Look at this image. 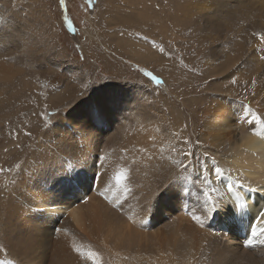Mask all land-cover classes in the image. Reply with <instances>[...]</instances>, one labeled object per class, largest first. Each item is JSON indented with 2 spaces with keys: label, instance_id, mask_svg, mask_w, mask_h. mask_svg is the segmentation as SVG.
<instances>
[{
  "label": "bare ground",
  "instance_id": "1",
  "mask_svg": "<svg viewBox=\"0 0 264 264\" xmlns=\"http://www.w3.org/2000/svg\"><path fill=\"white\" fill-rule=\"evenodd\" d=\"M139 1V7L133 6L137 16L142 19L143 10H149L154 33L166 39L168 49L164 47L167 51L163 59L172 61V65L164 62L165 70L175 78L177 73L182 83L180 91L172 96L176 101L156 99L169 89L162 91L151 84L152 99L147 90L137 85L117 84L100 92L92 89L81 96V87L66 84L64 90L50 92L52 95L41 93L45 83L38 82L32 86L35 91L20 88L25 90L17 100L16 87L0 86V156L6 154L0 159V167L16 163L27 167L33 160L38 162L41 153L34 149L42 146L41 137L50 140L59 136L72 140L70 154L82 165V179L71 187L57 178L48 183L46 191H40L42 182L54 170L53 164L46 165L31 183L26 177L21 180L17 194L22 195L21 190L27 188L37 197L39 211L21 215L15 208L6 220L0 218L7 232V238L0 240L5 245L0 262L15 258L22 264H85L71 250L76 243L99 251L102 264H225L228 252H239L240 264H264V245L259 238L246 248L248 234L230 227L234 213L227 214L225 210L201 228L185 214L188 208L195 210L194 200L185 204L175 185L156 197L158 202L149 215L141 208L158 191V185L169 183L178 174L172 161L184 158L172 151L171 145L193 149L191 133L209 148L208 167L215 159L225 175L243 173L253 186L264 184V133L254 135L258 130L249 129L238 119L245 107L264 115V81L260 79L264 76V61L258 56L254 61L248 57L241 61V56L250 52L249 45L258 44L252 32L264 33V0H162L159 8L148 6L151 0ZM1 50H6L4 45L0 53ZM237 61H241L238 72L232 68ZM233 73L239 80L237 85L230 83ZM0 75L3 76L1 72ZM37 75L33 71L24 73L22 83L29 84ZM252 76L257 77L255 92L250 83ZM5 89H11L10 93ZM186 92L198 97L181 98ZM44 104L59 110L51 132L42 131ZM97 107L103 112L102 125L92 118ZM31 113L37 114L35 121L30 119L34 115L27 117ZM24 119L28 125L17 128ZM25 131L31 135L25 136ZM141 148L146 151L138 152ZM160 148L164 149L162 154ZM97 156L105 157L103 168ZM148 156L153 159L149 161ZM133 159L139 164L129 183L132 191L121 209H113L95 188L114 183L110 177L116 169L126 166L125 160ZM95 171H106L103 183L92 182ZM9 175H0V183ZM211 178L218 186L219 182ZM91 184L93 190L89 193ZM87 194L88 203H79ZM8 195L13 202L11 192ZM249 203L251 208L244 217L248 222L258 208L264 207V196L250 194ZM17 227L39 233L40 239L24 246L12 242V232ZM55 228L67 232L56 234Z\"/></svg>",
  "mask_w": 264,
  "mask_h": 264
},
{
  "label": "snow or ice",
  "instance_id": "2",
  "mask_svg": "<svg viewBox=\"0 0 264 264\" xmlns=\"http://www.w3.org/2000/svg\"><path fill=\"white\" fill-rule=\"evenodd\" d=\"M89 8L94 6L95 0H86ZM59 7L61 9L66 8L65 0H59ZM6 21L0 18V28L6 25ZM62 27H66L69 33L73 36L76 34V29L73 26V22L68 18V16L63 15L62 17ZM252 36L256 38L258 44L253 47L249 45L250 52H245L241 56V61H244V57H248V60L254 61L258 56L260 61H264V33L259 31H253ZM141 39V37H137ZM16 43L19 59L16 63L20 64L25 68H36L38 63L41 61H36L29 59L31 55V49L34 41L30 40L23 32L17 34ZM153 48L156 47L155 44L152 45ZM79 48V45H76ZM163 52V49H161ZM7 59V57H6ZM79 60L84 62L80 69L75 73V77L79 78L81 84L82 92L79 93L81 96H86L89 90L95 87L96 84L100 83L102 77L93 76L96 71L95 68L85 67L87 64L85 56L82 54L79 56ZM241 61H237L236 64L232 65L235 71H240ZM128 67L136 72L141 73L147 80L159 87L163 81L154 75L152 71H147L144 68L134 67L129 64ZM252 67V65H249ZM55 71H60V66H55ZM264 81V76L260 78ZM207 83V81H205ZM232 85H237L239 83L238 78L235 73L230 80ZM252 86V91L255 92L257 86V77L252 76L250 79ZM264 86V84H262ZM58 90V89H57ZM255 98V97H254ZM67 107V104H65ZM244 114L238 119L240 122L249 126V129H256L254 135H260L264 133V115H259L252 111L250 108H244ZM59 116V110L53 111L48 110L45 107V112L41 114V119L43 120L42 131L51 132L55 129L54 118ZM93 120L97 125H102L104 122L102 109L97 107L92 116ZM15 139V133L12 134ZM25 136H30L29 131L24 132ZM72 140L64 136L53 137L50 140H46L43 137L40 139V144L47 146V152L44 154V158L40 159L38 162L33 160L29 166L22 167L21 163H16L14 166L9 168L0 167V175L11 174L8 176L3 183H0V218L7 219V217L13 213L15 208L19 209L21 215L31 214L39 211V206L36 203L37 197L33 196L27 188L22 189V195L17 194L16 189L21 183V180L26 177L27 182L31 183L40 174V171L45 168L48 164L54 165V170L50 176L45 179L41 184L40 191H46L47 185L50 181L57 178L65 181L68 187H71L73 182H80L82 177L80 176V169L82 167L81 163L74 161L70 154V145ZM185 145L189 142L187 140L183 141ZM81 149L83 148L82 138H81ZM36 153H44L43 147H36ZM171 150L178 153L184 159L173 160L172 164L177 169L178 174L169 183L165 185H158V191L153 193V196L149 198L143 205H141L142 210L145 215H149L153 206L158 202L156 197L161 194L162 191H166L170 185H175L180 190V195L183 201L187 204L194 200V209L188 208L185 212L186 215L190 217L194 224L199 227H205V222L207 220L213 219L216 215L227 210L228 213H234L230 216L231 223L230 227L234 226L238 230L248 234L246 243L244 247L249 248L256 238H259V243L264 245V207L258 208L253 214L250 222L246 221L244 217L248 214L251 208L250 194H258L264 196V184H256L253 186L244 178L243 173H238L235 177L232 173L225 175L224 169L218 166L215 159H211V167H208L209 157L207 152L203 154V159L196 157L195 153L191 148L187 150H181L176 148L175 145H171ZM247 151V149H243ZM7 152L8 150L5 149ZM140 153H144L146 149H138ZM160 153L164 152L163 148L159 149ZM163 157L161 156V159ZM96 159L100 161V167H104V156H97ZM147 159L151 161L152 156H148ZM124 164L126 166L119 167L116 169L115 173L110 177L111 181L114 183H105L103 188L96 187L95 191L103 198L106 203L113 209H121L123 207V202L127 200L132 189L129 187V183L132 180V174L135 173L138 161L125 160ZM95 166V165H94ZM106 171H95L92 178V182L103 183ZM219 182L218 186L214 184L213 179ZM93 190L92 184L89 193ZM11 192L14 198L13 202L10 203L8 193ZM88 193V194H89ZM111 193V195H109ZM85 195L80 199L79 203L87 204L89 196ZM55 233L60 234L61 232H67L66 229L55 228ZM7 238V232L4 226L0 224V240ZM40 239L39 233L33 231H25L17 227L12 232V242L18 245L24 246L29 242ZM72 252L79 258V260L85 262V264H102L100 257V252L93 250L91 247L85 248L83 245H77L73 243L71 245ZM5 251V245L0 244V252ZM239 252L232 253L228 252L226 255L225 264H232L233 261H237L240 264ZM0 264H22L19 259H10Z\"/></svg>",
  "mask_w": 264,
  "mask_h": 264
},
{
  "label": "rangeland",
  "instance_id": "3",
  "mask_svg": "<svg viewBox=\"0 0 264 264\" xmlns=\"http://www.w3.org/2000/svg\"><path fill=\"white\" fill-rule=\"evenodd\" d=\"M133 2L131 0H95L94 6L89 8L86 0H65L66 8L61 9L59 0H0V18L7 22L3 28H0V46L4 45L6 49L5 51L1 50L0 53V72L3 74V76L0 75V86L5 84L11 89L16 87L19 91L16 100L20 97L22 90H25H20V88L32 90V86L38 82L45 83V91H41V93L47 94L64 90L65 84L81 87L75 73L84 63L79 60L82 51L87 61L85 67L95 68L94 78H104L90 90L100 92L104 87L117 84L132 87L137 85L141 89L147 90L149 98L152 99L154 92L148 86L151 84L162 91L165 87L169 89L168 92L157 94L156 99L164 97L169 102L176 101L172 96L174 92L180 91L182 83L177 73L175 78L174 74L169 75L165 70L164 64L167 61H164L163 53L168 49L165 46L166 39L154 33L151 20H149L150 11L144 9L143 17L140 19L141 17L137 16L133 6L139 7L141 3L139 0H133ZM151 2L152 4L148 3V6L162 7V0H151ZM91 11H94L96 15ZM63 15L68 16L73 22L76 29L75 36L69 33L66 27L61 26ZM19 32H23L25 36L34 41L29 59L41 61L36 68H25L16 63V60L19 59V49L14 41ZM137 37H141V39ZM77 44L79 48H76ZM153 44L156 45L155 48L152 47ZM168 53L171 52L168 51ZM167 63L172 65V61ZM129 64L152 71L163 83L157 87L141 73L130 69ZM56 65L60 66V71L54 70ZM28 71L36 72L38 75L32 81H28L29 84L22 83L23 75ZM175 71L172 70L173 73ZM169 76L174 77V80L170 79L169 81ZM5 91L10 93L9 89H5ZM33 91L35 90L33 89ZM196 97L198 94L187 92L181 95V98L184 99ZM45 99L50 101L48 95ZM40 103L43 105L42 99H40ZM48 108L53 110L52 106H47ZM36 116L37 114L34 113L27 115L34 121ZM185 119L187 118L185 117ZM22 124L28 125V121L21 122L17 128L22 129ZM190 137L192 151L196 157L202 160L203 152L209 151V148L205 143L193 138L192 133ZM40 147L44 148V153L40 154L42 157L40 159H43L47 148L43 145ZM5 155H1L0 159ZM141 259L143 260V257ZM0 261L3 260L0 259Z\"/></svg>",
  "mask_w": 264,
  "mask_h": 264
}]
</instances>
